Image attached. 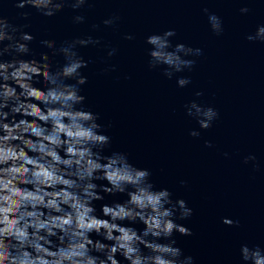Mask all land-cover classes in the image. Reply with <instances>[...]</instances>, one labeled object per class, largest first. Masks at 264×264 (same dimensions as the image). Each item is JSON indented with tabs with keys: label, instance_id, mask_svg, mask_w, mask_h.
Instances as JSON below:
<instances>
[{
	"label": "water",
	"instance_id": "water-1",
	"mask_svg": "<svg viewBox=\"0 0 264 264\" xmlns=\"http://www.w3.org/2000/svg\"><path fill=\"white\" fill-rule=\"evenodd\" d=\"M242 7L250 11L241 14ZM205 8L222 20V34L211 30ZM0 12L14 23H29L35 58L47 55L54 66L63 58H53L41 40L56 47L89 36L100 41L77 48L88 61L86 105L107 127L112 150L150 169L158 188H168L173 199L193 209L184 222L193 234L174 237L185 255L196 264H242V244L264 247V43L247 40L264 24V0H88L80 10L66 6L50 18L32 10L29 21L16 19L11 0H0ZM76 15L84 23H75ZM113 17L119 19L112 26L103 24ZM169 29L176 32L173 46L202 50L187 57L195 61L191 70L172 79L162 68H149L145 43ZM112 49L116 54L109 57ZM181 77L191 80L185 88L177 86ZM192 101L219 113L210 129L186 114ZM193 130L200 136L192 137ZM250 155L256 160L245 164ZM223 218L238 226L223 224Z\"/></svg>",
	"mask_w": 264,
	"mask_h": 264
},
{
	"label": "clouds",
	"instance_id": "clouds-1",
	"mask_svg": "<svg viewBox=\"0 0 264 264\" xmlns=\"http://www.w3.org/2000/svg\"><path fill=\"white\" fill-rule=\"evenodd\" d=\"M87 4L88 0H11L16 19L23 21L30 20L32 10L50 18L66 6L77 11ZM249 11L240 8L241 14ZM204 12L211 30L222 34L220 17L207 8ZM118 19H105L103 24L112 26ZM73 20L81 24L85 17L76 15ZM30 27L0 12V264H196L174 238L193 234L184 223L193 209L186 200L173 199L168 188H158L150 169L112 150L107 127L86 105L82 90L88 83V61L77 48L100 41L89 36L56 47L55 42L41 40L53 58H63L54 66L47 55L35 58L30 46L36 37ZM175 35L169 29L145 41L149 68H162L168 79L192 69L195 61L187 57L202 54L183 43L173 46ZM247 40L264 43V24ZM115 54L116 49L108 52L109 57ZM176 83L185 88L191 80L181 77ZM185 107L203 130L219 117L214 108L195 101ZM190 135L199 137L200 132ZM205 146L213 147L211 142ZM255 160L250 155L244 163ZM222 222L238 226L230 218ZM240 259L242 264H264V247L242 244Z\"/></svg>",
	"mask_w": 264,
	"mask_h": 264
}]
</instances>
